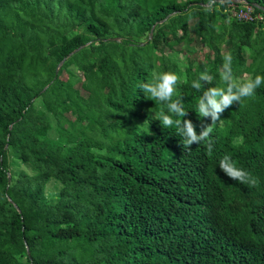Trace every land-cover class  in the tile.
I'll return each instance as SVG.
<instances>
[{
  "label": "trees",
  "instance_id": "trees-1",
  "mask_svg": "<svg viewBox=\"0 0 264 264\" xmlns=\"http://www.w3.org/2000/svg\"><path fill=\"white\" fill-rule=\"evenodd\" d=\"M206 3L0 0V264H264V84L211 125V155L139 89L175 73L188 115L172 118L199 133L201 73L226 88L231 54L238 80L264 75V20L231 14L264 17V0ZM225 154L255 186L220 170Z\"/></svg>",
  "mask_w": 264,
  "mask_h": 264
},
{
  "label": "clouds",
  "instance_id": "clouds-1",
  "mask_svg": "<svg viewBox=\"0 0 264 264\" xmlns=\"http://www.w3.org/2000/svg\"><path fill=\"white\" fill-rule=\"evenodd\" d=\"M217 0H207L204 6L206 12H211L216 6ZM225 0H220L223 4ZM224 63L219 72L220 79L225 87H207L205 84H211L213 77L207 72L200 74L197 80L192 82V87L196 90L203 89V94L200 96L196 112L201 117L200 132L197 133L196 125L190 120H174L172 117H186L188 112L184 110L181 99H173L176 95V85L180 82V78L172 72H164L155 75L150 82L139 85L145 97L155 102H161L167 105L168 112L172 115L165 114L161 111L157 114V120L166 128H171L175 125L177 134L181 136L182 146L184 149H191L195 144L205 143L209 155L213 152L214 140L211 137L212 127L217 121L221 120L222 114L234 104H241L247 98L255 96L256 90L264 84V75H256L254 79L248 78L240 81L234 77L231 54L223 56ZM205 118L210 119L211 123L205 122ZM146 122V121H145ZM220 170L233 181L240 184L255 186L257 181L249 172L241 167H238L236 162L228 154H225L219 161Z\"/></svg>",
  "mask_w": 264,
  "mask_h": 264
},
{
  "label": "rangeland",
  "instance_id": "rangeland-1",
  "mask_svg": "<svg viewBox=\"0 0 264 264\" xmlns=\"http://www.w3.org/2000/svg\"><path fill=\"white\" fill-rule=\"evenodd\" d=\"M208 54H209V49L206 46V42H203L197 48V56H198V59L201 60V61H204V60H206V57H207ZM179 58H180L181 61H184L185 60L183 55H180ZM51 65L54 67V66H57L58 64L56 63V61H53ZM64 78H66V76ZM246 78L248 79L249 76L248 75H245L244 76V79L246 80ZM78 85H79L82 93L85 94V95H88L89 90H88L86 84L84 83V80L83 79L80 80V82H79ZM57 191H58V187L57 186H55V185H49L48 186V189H47V195L49 197H52V195H54Z\"/></svg>",
  "mask_w": 264,
  "mask_h": 264
},
{
  "label": "built area",
  "instance_id": "built-area-1",
  "mask_svg": "<svg viewBox=\"0 0 264 264\" xmlns=\"http://www.w3.org/2000/svg\"><path fill=\"white\" fill-rule=\"evenodd\" d=\"M244 5L240 8H233L231 10L232 16L239 21H253V20H264V17L261 15L254 16L253 6L243 3Z\"/></svg>",
  "mask_w": 264,
  "mask_h": 264
},
{
  "label": "water",
  "instance_id": "water-1",
  "mask_svg": "<svg viewBox=\"0 0 264 264\" xmlns=\"http://www.w3.org/2000/svg\"><path fill=\"white\" fill-rule=\"evenodd\" d=\"M170 17H168V18H166L165 20H163V21H160V22H158L157 24H163L166 20H168ZM155 27H156V25L155 26H153V28H152V30H151V35H150V38H152L153 37V34H154V30H155ZM82 48V47H81ZM81 48H79V49H77V50H75V51H73L71 54H69V56H68V58L69 57H71V56H73L75 53H77ZM64 62H65V60L64 61H62L60 64H59V66H58V68H57V72L60 70V68L62 67V65L64 64Z\"/></svg>",
  "mask_w": 264,
  "mask_h": 264
}]
</instances>
